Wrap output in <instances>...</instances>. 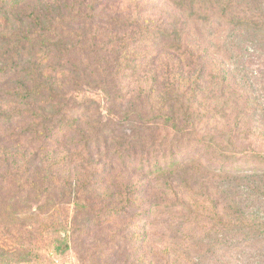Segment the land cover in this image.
<instances>
[{
    "label": "trees",
    "instance_id": "16d2710c",
    "mask_svg": "<svg viewBox=\"0 0 264 264\" xmlns=\"http://www.w3.org/2000/svg\"><path fill=\"white\" fill-rule=\"evenodd\" d=\"M147 1L149 17L137 9L141 4L126 5V0H0V101L12 100L30 78L45 80L40 66L43 61L53 62L55 53L58 75L50 74L47 83L55 85L52 81L58 79V110L64 106L76 112L75 94L83 101L81 96L89 91L103 94L106 100L117 99L129 92L142 70L154 79L166 75L174 83L168 92L172 115L156 118V129L143 117H130L136 124L130 134L107 120V125L90 130L92 141L58 146V170H69L74 160L101 165L102 146L108 145L104 169L109 177L114 172L113 158L121 167L119 173L142 175L139 180H145L146 188L123 192L116 184L120 193L100 200L110 204L119 197L126 204L109 209V220L130 213L134 201L146 213V228L155 231V250H144L139 264H232L233 251L235 264H254L252 257L249 262L242 257L249 249L264 251V152L257 150L258 143L244 145L241 140L250 141V135L260 130L264 136V129L255 128L258 103L238 77L231 78L226 58L240 64L249 44L264 52V0H165L173 9L158 21L153 17L161 0ZM203 27L210 29L206 36L200 33ZM186 28L198 40L184 39ZM209 36L214 38L208 40ZM213 54L215 74H209ZM188 77L195 79L191 85ZM229 81L236 91L228 99ZM187 90H191L188 97ZM200 98L209 103V108L200 104L206 108L203 114L192 110ZM96 105L87 102L82 119L96 112ZM3 110L0 107V118H5L8 133L10 114ZM191 117L206 124L202 136L188 122ZM247 118L249 124L241 129ZM81 126L76 120L63 132L80 137ZM163 129L168 132L164 145L171 143L170 148L154 155L151 149L158 146ZM61 150L69 153L63 156ZM73 152L74 159L70 158ZM240 161L256 168L230 166ZM95 172L94 185L103 188L108 178ZM86 195L90 192L76 200ZM95 221H100L99 212ZM148 237L149 231L146 241ZM66 239L58 251L69 250Z\"/></svg>",
    "mask_w": 264,
    "mask_h": 264
},
{
    "label": "rangeland",
    "instance_id": "374dc122",
    "mask_svg": "<svg viewBox=\"0 0 264 264\" xmlns=\"http://www.w3.org/2000/svg\"><path fill=\"white\" fill-rule=\"evenodd\" d=\"M131 1L135 5L141 4L137 9L149 17V1L126 0V5ZM172 9L169 2L161 0L157 15L153 17L151 14L153 21L170 16ZM209 30L208 27H203L200 33L206 36L210 33ZM189 32L187 28L184 30V39L198 40L195 32ZM213 38L209 36L208 40ZM196 50L198 51V48ZM245 51V57L240 59V64L232 58H226L228 71L231 78H239V83L249 90L253 101H256L255 104L258 103V115L254 126L256 124L255 128L260 126L264 129V111L261 108L264 109V52L254 49L251 44ZM145 52L142 51V54ZM234 57L236 58V55ZM54 58L53 62L43 61L40 66L44 71L45 80L37 81L30 78L23 84L24 90L21 89L12 100L8 99L6 103L0 101L1 109H6L3 111L8 116L10 114V119H7L8 133L5 132L7 129L5 118H0V139H3L0 142V264H139L144 250L149 253L153 248L155 250V231L152 227L146 228V213L139 207L138 201H134L130 213L109 220L111 214H108L109 209L115 210L114 208L126 204L123 205L119 197L115 199L114 196L110 202L113 198L114 201L109 202L110 204L100 200L110 193L119 194L116 184L124 188L125 192L126 189L135 190L138 186L146 188L145 180H139L140 174L137 178L134 175L127 176L124 172L119 173L121 167L116 165L112 155L109 159L113 158L114 172L112 178L109 177L104 169L108 167L106 162H109L105 159L108 145L102 146L104 156L101 165L90 166L85 161L74 160L75 164L73 163L69 170H58V146L70 145L81 139L84 143L92 141L90 130L107 125V120L119 125L129 134L136 127L134 121L129 120L130 117L133 119L143 117L149 126L156 129L158 127L154 123L156 118L172 115L168 92L172 91L174 83L166 75L159 77L161 75L159 74V78L154 79V75L142 74V70L132 80L129 92L120 94L117 99L106 100L103 94L89 91L81 96L83 101L77 99L75 94L72 103L77 113L64 106L58 110V79H53L52 83L55 85L47 83L50 74L58 75L57 53L54 54ZM209 63L208 73L211 74L212 71V74H215L217 56L213 54ZM140 64L144 65V62L140 61ZM194 80L188 77L186 81L191 85ZM230 83L231 81L226 84L225 90L228 99L231 98L232 91H236L234 86L229 87ZM190 91H186L187 97ZM66 99L71 103L69 97ZM25 102H28L27 105ZM87 102H96V112L93 111L82 119L84 105ZM200 104L209 108V103L200 98L198 105L192 110L203 114L206 108L200 107ZM231 106L232 103L229 102V107ZM21 116L22 118L18 120ZM76 120L82 125L78 131L80 137L76 134L72 137L70 132L64 133L66 126ZM245 121H242L241 129L247 127L249 118ZM188 122L194 125L198 135H203L206 126L203 120L191 117ZM166 131L162 130L158 146L151 149L152 154L163 155L164 151L170 148L171 143L164 145L163 138L168 134ZM261 132L262 130L257 131L253 136L250 135V141L241 140V143L244 145L249 142L258 143L257 150L264 152V136L259 135ZM103 140L101 137L100 142ZM60 152L63 156L69 153L66 150ZM196 152V148H193V153ZM75 154L70 153V158L74 159ZM141 166L142 163L139 161L136 167L140 169ZM230 166L237 168L242 166L249 170L256 168L244 161ZM95 170L108 178L103 188L94 185L98 181L94 175ZM112 182H115V186ZM89 192L90 195L76 200L78 195L82 197L84 193ZM98 212L99 222L95 221ZM148 231L149 241L148 239L146 241L145 232ZM65 239L70 246L69 250L58 251L59 248H63L61 242ZM233 255L234 258L229 260L235 264L236 251H233ZM251 257L254 264H264V251L256 252L249 249L242 260L246 259L245 261L249 262Z\"/></svg>",
    "mask_w": 264,
    "mask_h": 264
}]
</instances>
